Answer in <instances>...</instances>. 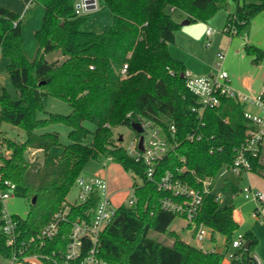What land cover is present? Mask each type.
<instances>
[{
    "label": "trees",
    "instance_id": "1",
    "mask_svg": "<svg viewBox=\"0 0 264 264\" xmlns=\"http://www.w3.org/2000/svg\"><path fill=\"white\" fill-rule=\"evenodd\" d=\"M230 1L236 3V11L229 15L225 31L235 26L239 34L264 12V1L105 0L113 23L102 33H95L82 30L88 17L76 15L75 0H35L44 7L45 16L36 32L40 48L33 61L23 53L20 17L0 5V57L9 60L6 73L17 94V99L6 91L0 95L1 123L8 122L26 134L24 142L0 135V145L10 152L9 157L0 156V174L23 187L30 203L25 219L13 216L17 224L14 244L8 245L5 234L0 235V255L11 261L16 256L17 263L26 262L22 257L36 255L45 264H64L72 225L77 219L88 220L98 196L86 203L70 204L68 221L53 239H45L42 231L69 204L67 196L88 161L102 157L122 165L142 183L132 187L135 203L122 204L101 234V259L108 264H226L225 253L205 252L169 230L179 216L161 208L164 193L157 182L168 171L193 186L197 178H216L223 167L232 165L236 149L245 141L249 121L243 107L231 100L222 99L219 107L206 110L199 119L193 111L198 99L186 85V67L169 52L180 28L170 15L171 9L183 12L190 23L207 22L227 9ZM245 51L254 65L264 61V49L246 45ZM53 53L57 56L49 61L47 56ZM124 65H128L125 78L121 75ZM50 97L66 102L72 112L39 117L46 113ZM140 119L161 127L175 143L173 151L157 166L154 181L147 178L145 165L130 157L113 134L114 128H131V123ZM85 122L96 126L94 133ZM57 124L70 130V144L63 146L61 156L52 153L61 145L59 134L42 132ZM172 125L176 128L173 139L169 133ZM193 133L202 134V140L188 141ZM90 134L93 138L87 144ZM30 153L40 156L31 162ZM261 155L262 151L252 162V171L264 177ZM183 168L185 172H180ZM217 197L214 192L206 195L196 224L209 227L213 236L225 234L228 249L232 239L224 228L233 199L221 204ZM2 211L0 203V217ZM154 234H166L173 242ZM244 241L250 248L243 246L232 255L230 264H256L257 238L248 232ZM72 264H80V260Z\"/></svg>",
    "mask_w": 264,
    "mask_h": 264
},
{
    "label": "built area",
    "instance_id": "2",
    "mask_svg": "<svg viewBox=\"0 0 264 264\" xmlns=\"http://www.w3.org/2000/svg\"><path fill=\"white\" fill-rule=\"evenodd\" d=\"M75 12L78 17L86 16L98 9L97 0H75ZM173 10V9H172ZM226 32L230 36H235L238 31L235 26L226 28ZM216 33L212 27L206 30L208 40ZM216 72L209 75H191L186 74L187 88L198 99V107L193 111L202 119L204 113L208 109H215L220 106L222 99H228L239 104L244 109V117L249 121V128L246 133L244 143L236 149L235 159L230 166L221 169L216 178L201 179L197 178L195 186L188 181L176 177L173 172H166L165 175L157 182L158 188L164 193L160 200L161 208L169 213H173L183 218L191 230L194 232L195 240L201 244L207 239L212 230L206 225H197L196 219L199 216L206 195L214 191V186L219 176L224 177L225 174L240 175L243 172L252 171V162L259 158L264 147V84L256 96H248L240 91L235 90L229 80V74L224 69L226 53L220 51L217 55ZM93 69V67H91ZM128 65H124L121 75L123 78L127 76ZM130 117V115L128 116ZM141 124L143 133L136 134L130 145L124 143V138L120 141L122 146L130 157L136 162L145 165L147 170V178L154 181L157 166L162 162L169 153L173 151L175 143L164 133L161 127L154 126L151 122L140 119L135 121ZM200 126L205 124L201 122ZM0 129H1V109H0ZM171 138L176 133V128L172 125L169 129ZM1 135V132H0ZM140 136L144 137L143 150L139 148ZM203 138L200 133H193L187 137L190 142H199ZM6 148L0 145V151ZM7 150V149H6ZM2 156V154H0ZM3 157V156H2ZM0 158V169L2 166ZM185 162V160L183 159ZM185 168L180 172H185ZM179 171V170H178ZM79 189V204L88 202L92 196H98V204L92 212L88 220L77 219L72 225L66 252L64 254V264H72L80 260V264H108L99 257V239L106 227L115 218L118 208L124 204L115 205L112 195L109 191V185L106 180L101 178H89L80 176L76 181ZM16 185L2 178L0 174V203L3 205L1 228L3 234L7 237L8 245L14 244L16 241L17 224L13 216H9L4 203L13 197ZM132 193H134L132 189ZM218 196V195H217ZM245 198L256 203L257 209L253 213L254 218L260 217L261 207L264 205V193L251 189L245 190ZM220 198L217 197V200ZM132 198L129 205L135 203ZM71 205L65 204V208L56 214L52 222L42 231L45 239H53L62 228V224L68 221L71 211ZM34 240V239H32ZM245 245L244 236H239L237 240L231 241V247L234 249H242ZM20 255L22 251H19ZM23 261L37 259V256L22 257ZM18 261V257H13L12 262ZM256 264L261 262L256 259Z\"/></svg>",
    "mask_w": 264,
    "mask_h": 264
},
{
    "label": "rangeland",
    "instance_id": "3",
    "mask_svg": "<svg viewBox=\"0 0 264 264\" xmlns=\"http://www.w3.org/2000/svg\"><path fill=\"white\" fill-rule=\"evenodd\" d=\"M248 1H264V0H248ZM99 2V10L93 11L89 15H86L88 17L83 25L82 30L86 32H95V33H102L105 31L108 27H110L113 23V15L110 12V10L107 8L105 4V0H98ZM232 8L233 11H236V3L234 1L229 2V6L227 9H223L218 11L211 19H209L207 22L203 21H197L189 23L188 25H183V23L187 20H182V17H184V13L180 10H177L174 8V10H170V15L172 19L180 24V28L176 32V41L169 45L172 48L173 53L175 54V50L178 49V51L185 52L187 51V45L189 42L195 41L194 45H192L193 50L199 54H201L204 50L206 53V57H208L209 65L213 67L212 73L216 72L217 68V55L220 51L227 52L228 47L230 44V41H234V47L233 50L237 49V45L243 44L246 42L245 38L249 36L250 43L249 45L258 46L262 49H264V12L257 15L252 21L243 28L242 31L238 35L230 36L226 31V23H227V14L228 11ZM30 11L32 13V17L29 23L27 19H24L22 21V34H23V53L27 57L28 60L33 61L39 51L40 45L39 41L36 37V32L39 31L43 26L44 16H45V9L44 7L35 2L33 0L32 4L30 5ZM225 15V19L221 18ZM212 27L216 30V34L213 36V38L209 41L207 38L202 39V29ZM90 28V29H86ZM207 30V29H206ZM206 37V36H205ZM220 37V42L216 43V39ZM221 39H224L225 43L221 42ZM204 40V41H203ZM215 45H222L218 49H215ZM217 48V46H216ZM216 50V51H214ZM232 50V51H233ZM240 56L235 57L233 54L230 57V54L228 53L227 61H226V67L228 70H233L238 73V76L249 77V79L252 81V87L255 93L251 94L248 91H242L244 94L248 96H256L258 94V91H260V88L262 84H264V77L263 72L264 70H258L260 68L254 66L251 67L252 71H248L249 67L243 66V61L241 57H244L246 61H249L248 56L246 52H243L242 49L239 50ZM214 53V54H213ZM56 58V57H55ZM60 61L63 60L61 56H59ZM8 59L4 57H0V95L6 91L8 94L11 95L13 99H17V94L14 91L10 78L8 74L6 73V66ZM229 65L231 68H229ZM248 71V72H247ZM209 75V74H207ZM46 113L39 115L41 118H45L47 114H53V115H62L67 116L72 112V108L64 101L55 98L50 97L47 100ZM84 126L91 131V133H94L96 126L91 122H85ZM69 128L66 127L64 124H57L52 125L45 130H42V132H49V133H57L60 137V143L61 145L56 146L52 149V153L61 156L64 150L63 146H66L70 144V140L68 137L69 134ZM0 132L2 135H4L7 139H10L15 142H24L26 139V134L23 130L11 125L8 122L1 123V129ZM113 134L116 139H120L122 136L124 138V143L127 145H130L136 134L135 132L128 126H119L113 129ZM93 138V135L90 134L88 139L86 140V143H91ZM0 154H2L3 157H9L10 152L5 150H1ZM40 156V153L37 154H29V159L34 161L35 159H38ZM222 172V171H221ZM82 176L89 177V178H101L104 180H107V183H109L113 187V191H118L117 195H115V198L113 199V202L115 205L117 204H128L130 199L132 198V187L134 183L141 184L142 181L140 178L136 177L133 173L126 171L122 165L114 162L113 160L106 159V158H98V159H91L86 164L84 171L82 173ZM255 177V175H252ZM233 175L231 174H225L224 177L219 176L215 182L214 186V193L218 195L220 198L219 201L221 204H224L229 198L233 199V204L237 206H241V210L244 216V222L242 223V228L237 231L236 234L233 235L232 240H237L239 236H244L248 231L251 229L249 226H252L254 224V220L251 217V200L245 199V189L243 190V187L247 184V181H240V184L236 181L233 182L232 179ZM224 178H229L232 180L233 183H235L236 186H239V191L237 193L233 192V189L230 185L228 187H224L223 181ZM260 181H264L263 178H259ZM259 181V180H258ZM261 183V182H260ZM108 184V185H109ZM79 189L75 185L69 195L67 196V202L69 204H77L79 203L78 199ZM4 209H6L9 216H19L23 219H25L30 211V203L29 200L26 197V193L23 187L16 186L13 197L9 200H7L4 203ZM170 231L175 232L182 241L189 243V244H196V242L192 239L191 232L187 229V222L181 218L177 217V219L173 222L171 225ZM3 233L2 228L0 227V235ZM155 237L164 240L168 243H172L173 239H171L168 235H160V234H154ZM221 244L222 243V236H219L217 234L214 235V237L211 238L208 237L205 239L201 245L205 250H208L210 247H212L215 244ZM256 249V248H255ZM217 253L222 252V248H218L216 250ZM238 252V249H234L231 246L225 250V261L228 262V264L231 263L232 255ZM255 256V255H254ZM257 256H255L256 258ZM257 259V258H256ZM0 264H45L39 259H32L26 262L17 263L12 262L11 260H8L4 258L2 255H0Z\"/></svg>",
    "mask_w": 264,
    "mask_h": 264
},
{
    "label": "crops",
    "instance_id": "4",
    "mask_svg": "<svg viewBox=\"0 0 264 264\" xmlns=\"http://www.w3.org/2000/svg\"><path fill=\"white\" fill-rule=\"evenodd\" d=\"M32 2H33V0H0V5L2 7H4V8H6V9L16 13L20 17L21 24H22V21L24 19H27L28 23L31 21L29 19H31L32 13H33V12L30 11V5L32 4ZM98 10H99V2H98L97 11ZM234 12L235 11H233L232 8H231L228 11V13H226L227 14L226 15L227 16L226 19L228 20L229 15L233 14ZM183 18L187 19L185 14H184V17H182V20H183ZM221 18L225 19V15H223V17H221ZM86 29H90V28H86ZM206 29L207 28L202 29V39H206L207 38ZM213 36L209 39V41L213 38ZM245 39H246L245 40L246 42H244L243 44L239 45V43H238V45L236 46L237 47L236 50L232 49L234 47V44H235L234 41L233 40L230 41V44H229V47H228V51L225 52L226 53V60H225V63H224L223 67L228 72L230 84L235 90L240 91V92L248 91L251 94H253V93H255V91L253 90L254 88L252 87V81L249 79V77L242 78L241 76H238L237 72H235L233 70H228L227 67H226V61H227L228 53L230 54V57L233 54V56L235 58L238 55L240 56V52H239L240 49H242L243 52H246L245 51V47H246V45H249V43H250L249 36H247ZM175 41H176V38H175ZM194 42L195 41L189 42L188 45L186 46L187 47V51H185V52L181 51V54H180V51H178V49L175 50L176 52L174 54L171 47L169 49V52H170V54H171V56L173 58H175L176 60L182 62L185 65L186 74H191V75H207V74H211L212 73L211 71H212L213 67L211 65H209V62L211 60H209L208 57L205 56L206 55V53H205L206 50H204L201 54L195 52L193 50V47H192V45L195 44ZM215 42L216 43L220 42V37H218ZM221 42L225 43L224 39H221ZM216 46H217V48H216ZM221 46L222 45H215V49H218ZM214 51H216V50H214ZM241 58H242V61H243V66L249 67L248 71H252L250 66H252V67L254 66V68H256V67L260 68L258 70H262V71L264 70V61L261 64H259V65H254L252 63V59H251L250 56H248L249 61H246L244 57H241ZM7 63H9V60H8ZM248 63L250 64V66H249ZM229 68H231L230 65H229ZM263 77H264V72H263ZM258 93H259V91H258ZM261 159H262V162L264 164V147L262 149ZM252 175H255V177H253ZM259 178H263L264 179L263 176L259 175L256 172H253V171L243 172L240 175H233V177H232L233 182L236 181L239 184H240V181H244V182L247 181V184L243 187V190L244 189L245 190L246 189H251V190H254V191H260V192L264 193V181H260ZM233 182L229 178H224V181H223L224 187H228V185H230L232 187L233 191L235 189L237 191H239L240 190L239 186H236L235 183H233ZM109 191H110V193L112 195V198L114 199L115 195H117L118 191H113V187L110 184H109ZM247 200H250V199H247ZM250 202L252 204L251 217L253 218V220L255 222H254V224H252V226H249V228L251 230L248 231V232H252L254 234V236L257 238V245H256V249L254 250V255L257 256L256 258L261 262V264H264V205L261 207L260 217L254 218L253 217V213L256 211V209L258 207H257L256 203L253 202L252 200ZM243 222H244V216H243V213H242V210H241V206H237V205H234L232 203L228 219H227V221L225 223V228H224L225 233H227L231 237V239H233V235L236 234L237 231L242 228V223ZM187 229H188V224H187ZM189 231L191 232L192 239L196 242V244H194V245L191 244L192 246L197 247L199 249H202L205 252L216 251L219 247L222 248V252L221 253H224L225 250H227L226 246H225V241H226V235L225 234L217 233V235L222 236V243L221 244H217L216 243L215 245L210 247L208 250H205L202 247V245L199 244L195 240L194 232L191 229ZM209 237L211 238V240L214 237L212 235V232H211ZM225 263L228 264V262H226V261H225Z\"/></svg>",
    "mask_w": 264,
    "mask_h": 264
},
{
    "label": "water",
    "instance_id": "5",
    "mask_svg": "<svg viewBox=\"0 0 264 264\" xmlns=\"http://www.w3.org/2000/svg\"><path fill=\"white\" fill-rule=\"evenodd\" d=\"M189 23H190V22H189L188 20H186V21L183 23V25H188ZM56 56H57V53H53V54H51V55H48V56H47V59H48L49 61H51V60H53ZM131 129H132L135 133H137V134H142V133H143L142 126H141V124L138 123V122H132V123H131ZM119 140L122 141V140H123V137L121 136ZM143 140H144V137H143V136H140L139 148H140L141 150H143ZM35 202H36V199H33L32 203L35 204ZM249 248H250V243L247 242V243L244 245V249L248 250ZM219 253H220V252H219Z\"/></svg>",
    "mask_w": 264,
    "mask_h": 264
}]
</instances>
